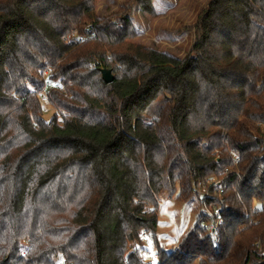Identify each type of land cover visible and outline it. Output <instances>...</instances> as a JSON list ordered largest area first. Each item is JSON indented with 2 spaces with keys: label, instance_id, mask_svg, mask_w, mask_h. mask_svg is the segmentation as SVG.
Masks as SVG:
<instances>
[{
  "label": "trees",
  "instance_id": "trees-1",
  "mask_svg": "<svg viewBox=\"0 0 264 264\" xmlns=\"http://www.w3.org/2000/svg\"><path fill=\"white\" fill-rule=\"evenodd\" d=\"M96 1L0 0V264H264V0H211L184 58ZM213 177L223 193L201 201ZM163 195L198 205L172 250Z\"/></svg>",
  "mask_w": 264,
  "mask_h": 264
},
{
  "label": "rangeland",
  "instance_id": "rangeland-1",
  "mask_svg": "<svg viewBox=\"0 0 264 264\" xmlns=\"http://www.w3.org/2000/svg\"><path fill=\"white\" fill-rule=\"evenodd\" d=\"M210 1L154 0L157 14L156 17H151L141 11L134 0H97L95 13L101 19L129 13L134 27L139 31V36L135 39L137 43L184 58L195 42V25L198 18ZM196 200L194 198L193 201L182 202L176 197L169 199L166 195L162 196L158 244L167 250L179 246L188 231L196 226ZM200 224L202 225L201 221ZM136 245L135 242L131 250L135 249Z\"/></svg>",
  "mask_w": 264,
  "mask_h": 264
},
{
  "label": "built area",
  "instance_id": "built-area-1",
  "mask_svg": "<svg viewBox=\"0 0 264 264\" xmlns=\"http://www.w3.org/2000/svg\"><path fill=\"white\" fill-rule=\"evenodd\" d=\"M97 35L94 31L93 26L89 27L86 30V33L82 34L78 31H74L71 34H69L66 38L67 44H83L87 41L96 39ZM42 100L45 99L42 97ZM48 112V109L45 110V113ZM227 172V171H226ZM214 179V180H213ZM220 191V194L223 193V189L221 188L220 181L217 178H209L205 180L199 181L195 186L193 191L195 194H197L200 197L201 201H205L206 199H212L215 197V195H218V189ZM220 196V195H218ZM219 213V208L215 207L214 210L208 212V218L209 222H207L206 216L205 220L202 219V225H208L210 232L214 231L216 228V225L218 222L215 223V221H212L215 215ZM142 239H144L147 243V246L144 251V257L147 261H152L153 263L159 262V253L158 248L154 244V241L150 234L144 230L142 232ZM58 264H69L64 258H61Z\"/></svg>",
  "mask_w": 264,
  "mask_h": 264
},
{
  "label": "water",
  "instance_id": "water-1",
  "mask_svg": "<svg viewBox=\"0 0 264 264\" xmlns=\"http://www.w3.org/2000/svg\"><path fill=\"white\" fill-rule=\"evenodd\" d=\"M102 76H103V80L105 81V83L112 84L114 82V75L112 74L111 70L103 69Z\"/></svg>",
  "mask_w": 264,
  "mask_h": 264
}]
</instances>
